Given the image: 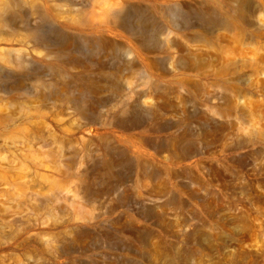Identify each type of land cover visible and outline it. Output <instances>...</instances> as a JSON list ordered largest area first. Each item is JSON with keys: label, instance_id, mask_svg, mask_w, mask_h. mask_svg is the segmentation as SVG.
<instances>
[{"label": "rangeland", "instance_id": "obj_1", "mask_svg": "<svg viewBox=\"0 0 264 264\" xmlns=\"http://www.w3.org/2000/svg\"><path fill=\"white\" fill-rule=\"evenodd\" d=\"M0 264H264V0H0Z\"/></svg>", "mask_w": 264, "mask_h": 264}, {"label": "bare ground", "instance_id": "obj_2", "mask_svg": "<svg viewBox=\"0 0 264 264\" xmlns=\"http://www.w3.org/2000/svg\"><path fill=\"white\" fill-rule=\"evenodd\" d=\"M133 4V3H132ZM134 5V4H133ZM133 5H123L122 7H120L117 11H115L111 16H110V22L114 25V26H118V25H120V26H124V27H126L128 30H129V32L130 33H135L136 32V30L140 27V30H141V32H142V34H145L146 36L145 37H147V38H149L150 39V41H151V43H152V45H154V46H157V45H159L160 43H161V41L158 39L159 37H158V32H156V33H150V32H152L153 30H151V31H149V27H148V22H147V19L145 20V18H141L140 19V24H139V22H138V26L139 27H137L135 24H133L132 23V19H131V17H133V10H134V6ZM244 6V3L242 2V1H240L239 2V6H238V8H237V11L238 12H240V10L242 9V7ZM159 8V7H158ZM168 9V8H167ZM151 10V9H150ZM218 10H220V8L218 9ZM133 11V12H132ZM138 12V11H137ZM168 13H169V15H172V16H177V15H181L182 17H183V19H185L186 20V22H189L190 21V14H188V13H183V12H180V10L179 9H177V8H170V9H168V11H167ZM166 12V13H167ZM168 16V15H167ZM218 17H220L221 18V21H222V23L223 24H225L226 26L228 25V26H230V22L232 23V21H234L233 19H235L234 17L232 18V16L231 15H228V14H223V11L222 10H220V15H218ZM149 20V19H148ZM215 22V21H214ZM155 32V31H154ZM142 34H140V35H142ZM176 41H174V43H175ZM92 43H94L95 45H97L96 46V48L97 47H99L100 45H103V44H112L113 42H112V40H110L109 38H105V37H96V39L92 42ZM177 44H179L178 42H177ZM119 86V85H118ZM120 87V86H119ZM118 88V87H117ZM129 106V107H128ZM126 107H128V110H130L132 113H133V116L134 117H132V118H134V125L135 124H141V122H142V120H143V118H146V117H144L143 115H142V111L139 109V108H137V105H134V104H132L131 103V105H127ZM140 107V106H139ZM157 108V107H156ZM160 108V107H159ZM152 109H153V107H152ZM155 109V108H154ZM128 110H127V112H128ZM148 110V109H147ZM151 110V109H150ZM129 111V112H130ZM155 111V110H154ZM126 112V111H125ZM151 114H152V112H150ZM157 113V112H156ZM150 114V115H151ZM154 114V113H153ZM131 115V114H130ZM156 115V114H155ZM160 115V114H159ZM132 116V115H131ZM147 116V115H146ZM151 117H153V116H151ZM160 117V116H159ZM126 118V117H125ZM147 118H148V116H147ZM156 118V117H155ZM122 119V118H121ZM127 119V118H126ZM129 120H130V118H128ZM150 119V118H149ZM162 119V118H161ZM146 120V119H145ZM148 120V119H147ZM151 120V119H150ZM131 122H133V120L131 119L130 120ZM130 121H128V122H130ZM157 121V120H156ZM120 122V121H119ZM122 122H125V120H122ZM146 121H144L143 123H145ZM156 122H154V124H155ZM126 124V123H125ZM132 125V124H131ZM130 126V125H129ZM139 126V125H138ZM141 126V125H140ZM139 126V127H140ZM151 126H153L154 127V125H152L151 124ZM156 126V125H155ZM161 126H163V125H161ZM126 127H127V125H126ZM157 127V126H156ZM188 127V126H187ZM189 128V127H188ZM155 130V129H154ZM170 135V134H169ZM189 135V130L187 129L186 131H184L183 133H181V134H173L172 135V139H173V141H172V143H169V147L171 148V150L174 148H176L177 146H179V144H181V145H184L183 147H186L185 149H189V147H190V138L188 139V140H185L184 142V144H182L183 142H182V140H184V139H187L188 136ZM171 138V137H170ZM149 140V139H148ZM163 140V139H162ZM152 141V140H151ZM157 141V140H156ZM169 141V140H168ZM163 144V143H162ZM167 145V144H166ZM164 148H168V147H164ZM181 148V147H180ZM169 150V149H168ZM176 151V150H175ZM175 151H171V153H170V160L169 161H171L172 160V158H174L178 153H176ZM175 152V153H174ZM178 152V151H177ZM186 152H188V150L186 151ZM179 154H182V153H179ZM186 155V154H185ZM187 155H188V153H187ZM180 156H182V155H180ZM179 157V156H178ZM169 159V158H168ZM175 159V158H174ZM173 159V160H174ZM173 168V167H172ZM160 169V168H159ZM161 170V169H160ZM158 171V170H157ZM169 171H170V173L172 172V170H170V168H169ZM177 171V170H176ZM162 172V171H161ZM164 172V171H163ZM160 173V172H159ZM166 173V172H165ZM157 174V173H156ZM161 174V173H160ZM155 175V174H154ZM167 181V180H166ZM167 184V183H166ZM163 188V187H162ZM166 189V188H165ZM164 188H163V192H164V190H165ZM161 190V189H160Z\"/></svg>", "mask_w": 264, "mask_h": 264}]
</instances>
